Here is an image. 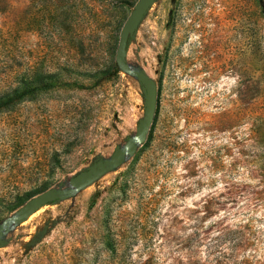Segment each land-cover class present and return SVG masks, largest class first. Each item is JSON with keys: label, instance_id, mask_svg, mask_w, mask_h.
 <instances>
[{"label": "rangeland", "instance_id": "obj_1", "mask_svg": "<svg viewBox=\"0 0 264 264\" xmlns=\"http://www.w3.org/2000/svg\"><path fill=\"white\" fill-rule=\"evenodd\" d=\"M136 1L14 0L0 15L17 56L0 90L53 83L0 109V264H264V0H155L126 46L156 84L146 139L68 193L143 117L115 61ZM50 188L67 196L13 222Z\"/></svg>", "mask_w": 264, "mask_h": 264}, {"label": "water", "instance_id": "obj_2", "mask_svg": "<svg viewBox=\"0 0 264 264\" xmlns=\"http://www.w3.org/2000/svg\"><path fill=\"white\" fill-rule=\"evenodd\" d=\"M154 3L155 0H137L135 2L131 12L121 27L115 53V61L117 66L126 73L134 75L141 84L143 91L144 113L143 117L137 123L135 136L133 138H127L122 147L116 146L109 159H98L89 165L85 170L74 174L69 180L73 188L68 190V193L84 188L112 168L119 166L124 155H133L135 153L137 144L143 143L146 139V134L153 120L157 105L156 84L155 81L144 71L132 70L129 67L126 60V46L129 39L135 34L139 24L145 18ZM66 196L67 194H63L62 191L55 188L47 189L33 196L25 204L19 207L16 210V215L12 218V220L15 224H18L28 215L41 208L45 204L56 202L59 198H64ZM1 234L2 228L0 226V236ZM1 243L2 241L0 239V244Z\"/></svg>", "mask_w": 264, "mask_h": 264}, {"label": "trees", "instance_id": "obj_3", "mask_svg": "<svg viewBox=\"0 0 264 264\" xmlns=\"http://www.w3.org/2000/svg\"><path fill=\"white\" fill-rule=\"evenodd\" d=\"M14 0H0V15L12 12V3ZM50 1V0H46ZM57 2H66V0H55ZM61 7V8H60ZM62 4L59 6V14H62ZM0 28V75L4 73V69L7 65L12 64L16 60L15 45L12 44L15 36L9 33L3 32ZM9 32V30H8ZM16 32V30H15ZM6 34V35H4ZM114 69L119 72V68L114 66ZM15 75L16 72H15ZM52 74L50 73H38L35 74L28 81H25L23 86L19 85L21 79L16 86L10 87L7 90H0V109L13 103L15 100L21 98L23 95L31 94L39 90L48 89L52 87L51 82Z\"/></svg>", "mask_w": 264, "mask_h": 264}]
</instances>
